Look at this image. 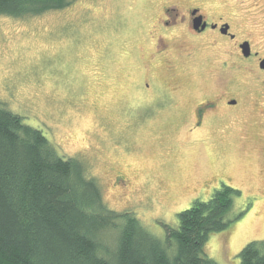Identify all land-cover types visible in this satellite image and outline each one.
<instances>
[{
	"label": "rangeland",
	"instance_id": "rangeland-1",
	"mask_svg": "<svg viewBox=\"0 0 264 264\" xmlns=\"http://www.w3.org/2000/svg\"><path fill=\"white\" fill-rule=\"evenodd\" d=\"M165 2L198 4L229 21L237 37L191 38L176 27L174 48L163 53L175 64L160 59L153 73L178 78L182 100L210 93L218 75L237 78L243 112L190 131L141 89L153 50L148 30ZM243 38L264 55V0H75L39 15H3L0 105L40 129L59 155L79 159L110 209L132 212L160 239L194 200L222 184L240 190L227 218L244 214L204 245L218 264H239L242 247L264 239V93L253 61L239 54Z\"/></svg>",
	"mask_w": 264,
	"mask_h": 264
},
{
	"label": "trees",
	"instance_id": "trees-1",
	"mask_svg": "<svg viewBox=\"0 0 264 264\" xmlns=\"http://www.w3.org/2000/svg\"><path fill=\"white\" fill-rule=\"evenodd\" d=\"M75 0H0V16L39 15ZM240 190L222 184L179 212L178 224L152 234L130 211L110 209L85 165L63 157L46 135L0 105V264H218L205 252L226 229ZM239 264H264V239L238 252Z\"/></svg>",
	"mask_w": 264,
	"mask_h": 264
},
{
	"label": "flooded vegetation",
	"instance_id": "flooded-vegetation-1",
	"mask_svg": "<svg viewBox=\"0 0 264 264\" xmlns=\"http://www.w3.org/2000/svg\"><path fill=\"white\" fill-rule=\"evenodd\" d=\"M179 3H162L160 7L163 17L158 18L155 16L157 19L150 24L151 29L148 30V34L153 50L148 58L149 60L143 64L142 69V73L147 72L149 77L147 79H142L139 86L143 91L155 93V98H153V100L160 105L158 111H168V113L172 115L176 125L182 128L186 127V129L190 131L193 129H205L208 128V125H212L224 117H230V115L243 112L247 107L248 101L242 94L239 80L234 77L227 78L224 77V75H218L214 79L213 86L210 88V93L198 99L194 98L188 100L185 98L182 100V98L179 97V95H181L179 93L182 92L183 89H181L182 85L178 84V78L174 79V77L171 76L170 79L160 78L159 74L156 75L153 71H155L154 69H156L157 65L164 60H166L170 66L175 64L172 63L170 57L163 53L166 50L170 51L174 48V43H176L177 39L174 40L172 38H177L174 34L177 32H174V28L176 27L185 26L188 28V35L191 38H201L208 33H215L232 40L237 37V33L231 30L232 27L229 21L221 17L219 19H211L200 5L189 4L183 6ZM195 20L198 22H195ZM243 42H247L249 45V54L247 56H244L242 53L241 44ZM236 44L242 59L253 61L252 66L256 69L250 73L255 74V79L258 82L256 86L261 96V94L264 93V79L260 75H264V69L261 67L260 62L264 59V55L252 49L251 40L248 38L238 40ZM140 48L142 49V47ZM188 54V58L195 57V54L192 52ZM160 59L163 61L159 62ZM182 59H185V57ZM174 74L175 72L170 73V75ZM256 75L258 76L256 77ZM129 76L132 75H128V77ZM260 102L261 100L258 99L254 105L258 106ZM261 111L264 112V108ZM187 123L188 125L190 123V125H186Z\"/></svg>",
	"mask_w": 264,
	"mask_h": 264
},
{
	"label": "water",
	"instance_id": "water-1",
	"mask_svg": "<svg viewBox=\"0 0 264 264\" xmlns=\"http://www.w3.org/2000/svg\"><path fill=\"white\" fill-rule=\"evenodd\" d=\"M195 22H198L195 20ZM242 53L244 56H247L249 54V45L247 42H243L241 44ZM261 67L264 69V59L260 62Z\"/></svg>",
	"mask_w": 264,
	"mask_h": 264
}]
</instances>
